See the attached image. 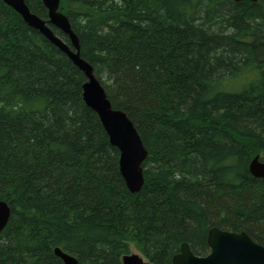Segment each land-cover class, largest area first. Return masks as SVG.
<instances>
[{
  "label": "trees",
  "instance_id": "trees-1",
  "mask_svg": "<svg viewBox=\"0 0 264 264\" xmlns=\"http://www.w3.org/2000/svg\"><path fill=\"white\" fill-rule=\"evenodd\" d=\"M43 19L42 0H25ZM264 0H60L114 108L147 156L130 192L83 72L0 0V264H122L134 242L173 264L208 230L264 245ZM55 34L69 43L57 28ZM240 81L235 88L226 82Z\"/></svg>",
  "mask_w": 264,
  "mask_h": 264
},
{
  "label": "water",
  "instance_id": "water-1",
  "mask_svg": "<svg viewBox=\"0 0 264 264\" xmlns=\"http://www.w3.org/2000/svg\"><path fill=\"white\" fill-rule=\"evenodd\" d=\"M13 8L31 27L37 29L51 43L57 46L85 75L82 85V98L86 105L94 110L111 145L119 151V171L130 192H137L144 182L142 163L147 156V149L126 112L114 108L107 97L104 87L93 72L92 65L80 52L78 35L73 31L67 15L59 10L60 0H42L47 9L48 19H43L30 11L25 0H2ZM257 2L258 0H233ZM264 13V6H263ZM52 27L65 34L69 43L54 33ZM249 172L256 178H264V161L259 155L254 156L248 164ZM9 204L0 199V231L7 225L10 217ZM209 252L205 255L195 254L190 244L183 241L179 251L172 257L173 264H264V245L255 242L245 231L235 232L211 227L207 233ZM54 254L64 264H78L75 256L54 248ZM122 264H152L136 253H125Z\"/></svg>",
  "mask_w": 264,
  "mask_h": 264
},
{
  "label": "rangeland",
  "instance_id": "rangeland-1",
  "mask_svg": "<svg viewBox=\"0 0 264 264\" xmlns=\"http://www.w3.org/2000/svg\"><path fill=\"white\" fill-rule=\"evenodd\" d=\"M226 83L229 86V88H235L236 85L240 84V81H233V82L229 81ZM129 252L130 253H136V254L140 255L144 260H147V258L144 256V254L142 253L140 248L132 241L129 242Z\"/></svg>",
  "mask_w": 264,
  "mask_h": 264
},
{
  "label": "bare ground",
  "instance_id": "bare-ground-1",
  "mask_svg": "<svg viewBox=\"0 0 264 264\" xmlns=\"http://www.w3.org/2000/svg\"><path fill=\"white\" fill-rule=\"evenodd\" d=\"M153 264V263H152Z\"/></svg>",
  "mask_w": 264,
  "mask_h": 264
}]
</instances>
